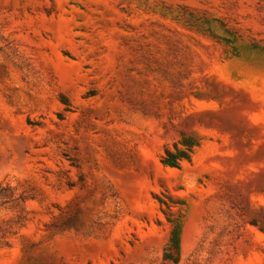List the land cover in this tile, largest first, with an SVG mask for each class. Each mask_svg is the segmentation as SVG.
<instances>
[{"label": "rangeland", "instance_id": "obj_1", "mask_svg": "<svg viewBox=\"0 0 264 264\" xmlns=\"http://www.w3.org/2000/svg\"><path fill=\"white\" fill-rule=\"evenodd\" d=\"M174 223L264 264V0H0V264H161Z\"/></svg>", "mask_w": 264, "mask_h": 264}, {"label": "trees", "instance_id": "obj_2", "mask_svg": "<svg viewBox=\"0 0 264 264\" xmlns=\"http://www.w3.org/2000/svg\"><path fill=\"white\" fill-rule=\"evenodd\" d=\"M200 140L190 135H181L180 139L171 148L164 150L160 158L162 165L178 168L183 162H190ZM163 204L162 201H159ZM180 225L174 223L168 244L164 250L161 264H177L180 257Z\"/></svg>", "mask_w": 264, "mask_h": 264}]
</instances>
